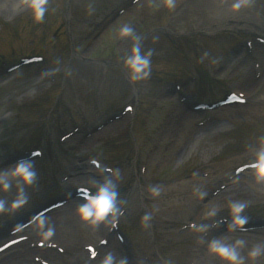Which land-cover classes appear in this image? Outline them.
Returning <instances> with one entry per match:
<instances>
[{"label": "rangeland", "instance_id": "rangeland-1", "mask_svg": "<svg viewBox=\"0 0 264 264\" xmlns=\"http://www.w3.org/2000/svg\"><path fill=\"white\" fill-rule=\"evenodd\" d=\"M14 3L0 0V168L10 166L6 161L18 155L31 157L36 149L42 154L31 159L36 180L25 188L27 204L14 214L5 212L4 218L30 212L34 202L42 198L37 191L49 193L56 183L53 192H57L62 188L57 180L66 169V179L72 180L67 190L84 186L96 192L105 179H112L118 192L117 208L124 213L117 220L130 243L126 236L121 242L114 235L108 243H119L123 251L130 244L126 254L139 264H193L201 232L195 231L186 217L194 207L186 198H191V185L183 184L184 190L177 191L185 202L169 218L161 216L158 204H150L158 196H152L151 189L180 185L194 176L200 179L209 169L220 166L235 172L239 164L254 161L257 151L264 147V98L259 92L250 94L258 84L253 79L255 66L264 69V51L253 48L249 56L243 46L234 50L241 42L250 40L256 45L264 37L250 29L255 23L264 29V0H246L238 11L231 10L232 0H176L174 9L165 7L164 0H49L48 11L39 22L27 10L11 13L9 8ZM123 23L135 29L141 51H151L150 75L140 81H132L124 65L135 41L120 37ZM23 57H36L41 62L21 67L18 60ZM180 77L185 80L181 91L186 89L191 100L199 96L201 101H208L230 88L248 96L246 104L193 116L195 123L214 117L220 119L217 124L227 123L228 129L205 139L204 145L211 152L189 154L197 130L200 132L191 122L193 117L188 120L193 134L190 139L181 138L178 145L168 148L160 136L167 120L181 106L174 92V80ZM210 79L215 83L208 88ZM200 80L208 90L199 95ZM204 91L209 93L204 96ZM258 108L261 113L255 114ZM111 112H117L115 121L120 125L108 131L111 122L106 125L105 119ZM100 123L104 126L96 127ZM121 125L124 132L117 133ZM152 154L163 165L145 170ZM78 164L96 172L91 170L88 178L74 173ZM253 172L246 170L237 177L255 182ZM138 179L148 191L144 203ZM221 183H214L210 195L223 190ZM15 193L13 182L9 191L0 192V198L8 202ZM248 194L249 198L239 200L247 204L244 214H250L256 205L262 211L264 193L248 190ZM73 200L74 206L67 204L71 210L80 205ZM226 209H220L206 224L208 229L218 217L229 214ZM146 214L149 219L145 223L142 217ZM156 220L159 223H153ZM99 230L100 224L75 225L70 234H60L62 243L57 246L61 249L47 247L52 250L50 255L42 253L47 248L35 250L44 259L39 264H101L104 254L93 256L89 249L101 242ZM95 233H99L96 241L92 239ZM28 236L25 248L33 251L29 241L34 240L36 246L38 237ZM22 258L14 262L25 264L26 260L19 262ZM245 264L258 263L248 259Z\"/></svg>", "mask_w": 264, "mask_h": 264}, {"label": "bare ground", "instance_id": "bare-ground-1", "mask_svg": "<svg viewBox=\"0 0 264 264\" xmlns=\"http://www.w3.org/2000/svg\"><path fill=\"white\" fill-rule=\"evenodd\" d=\"M8 7V6H6ZM11 13H14L15 11H13V6H11L9 8ZM242 27V26H240ZM250 29H255L256 31H258V33H260L261 35H264V29L262 27H260L259 25L252 24ZM214 30H211V32ZM214 33V32H213ZM262 38V37H261ZM261 47V46H260ZM249 76L251 77V75L249 74ZM264 76V74H263ZM262 76V77H263ZM259 92V94L261 95L262 98H264V77L260 78L258 80V84L256 85V87L252 90V92L250 93L252 94H257ZM192 108V107H191ZM256 108V107H254ZM255 111V110H254ZM200 112H193V111H189L181 106H179V109L176 108L175 114L173 116H171L169 118V120H167L166 125L164 126V131L163 133H160L161 137H164L167 141V147H173L178 145L180 142V139H190L192 137L193 134H191V129L189 128L190 124L188 122L189 119H192L191 117L193 116H197L196 114H198ZM261 113V111H259V108L256 110L255 114H259ZM115 121L114 119L111 118H107L105 120L106 125H108L109 122H111L107 128L108 131H110L111 129L113 130L114 128H116L117 126H119V123L113 122ZM194 117L193 120H191V122H194ZM188 122V123H187ZM104 124H98L96 127H99ZM197 122L193 123V126L196 127ZM122 126V125H121ZM95 127V126H94ZM104 128V127H103ZM97 129V128H96ZM125 129V126L122 127H118L117 128V133H123ZM228 129V125L227 123L224 124H211V125H206L204 128L200 129L198 132L197 130V137L195 138V142L192 144L191 149L189 150V154L193 153V152H197V151H202V153H206L205 151L208 150L209 147L205 146V139H211L214 136L218 135L219 133L223 132L224 130ZM107 131V132H108ZM195 131V130H194ZM105 132V133H107ZM195 133V132H194ZM97 135V134H96ZM95 136H91L93 139ZM100 136V135H99ZM101 138V136H100ZM179 138V139H178ZM95 139H99L98 137ZM202 149V150H201ZM209 152L212 151V149L208 150ZM170 155V154H169ZM166 156L169 157L170 156ZM173 155V154H171ZM168 160L166 158H164V163H166ZM252 163V162H251ZM249 163V164H251ZM146 165L144 167V169H148V167L151 168H156L158 166L163 165V161L159 159H157L156 155L152 154L151 156H149L148 161H146V163L144 164ZM225 165V164H224ZM244 165V163H243ZM241 166V165H239ZM78 167H80L79 169H77ZM222 166H220V169L216 168V169H209V171L206 173V176H204L203 178L201 177L200 179H196V177L194 176L193 179H190L188 181H185L184 183L179 184H170L167 185V187L158 189V196L155 197L154 199H152L150 202L151 205H159V210H160V214L161 216L164 217H168L169 216H173L174 212H175V208L176 207H182L184 204V202H182L181 199V195L177 194V191H180L181 189H183L184 185L183 184H189L191 185V190L189 191L190 193V197H186L187 199L191 200V204L194 206L192 211L190 212V214L186 217H189L188 220L189 224L195 228L197 225L200 224H209L210 222H212L213 217H209L206 215V213L208 211H210L211 209L215 208L216 209V213L220 212V209L223 208H227L229 207V204L232 201H239L241 197H247L249 198V194H248V190H252L255 193H264V187L261 186V183L259 185H257L256 181L255 182H251V181H246V179L244 177H237L235 176L236 174L234 172H231L230 169H226V168H221ZM233 168H235V166H233ZM67 170V169H66ZM66 170L64 172H62V174L60 175V180L65 181L68 185L69 182L72 181L71 179H65V177H67L66 175H68V170L66 172ZM92 169H86V167H83V165L81 166L80 164H78V166L75 168L74 173H76L77 171L83 174H86V178H88L89 174L92 176ZM70 171V169H69ZM94 172H96V170H92ZM65 172L67 173L66 175ZM93 176H97V175H93ZM140 177V176H139ZM192 180V181H191ZM218 181H222L221 184L225 185L223 190L219 191L215 196L214 194L210 195V193L212 192L211 190L213 189L214 183L218 182ZM139 182V193L141 198L143 199V203L145 201V191L144 188L142 187V185L140 184V181L138 179ZM193 185V187H192ZM243 187L245 188L243 191ZM218 188V187H217ZM247 190V191H246ZM206 193V195H204L202 198L200 197V193ZM153 196V194H152ZM251 198V197H250ZM188 200V202H189ZM80 205L83 204L85 201L81 200L79 201ZM72 206L75 205V203L71 204ZM71 206H65L62 207L60 209L57 210V212L59 214L56 215H52L51 217L48 216L45 218V225L43 229H38L36 225H33V237H38V241L36 242V246L33 245L34 240L29 241L30 242V246H32L33 251L32 250H27L29 248H26L24 251H22L20 249L19 246H15L13 248H11V250H9L6 255H3L0 257V264H4L7 259H17L19 257L20 254H26V256L24 257V260H26L27 262L25 264H39L38 260H44L42 259V256L38 253H36L37 250H39L40 247H38V245H43L42 248H47V247H56L57 244L62 243V240L60 239L59 236H61V233H67L70 234V231L73 229V227H75V225L81 224V223H86L89 224L87 222L82 221L77 212L76 209L75 210H71ZM217 215V214H216ZM215 215V216H216ZM56 216V217H55ZM121 217H123L122 214H118L117 219H120ZM160 217V216H159ZM161 218V217H160ZM230 218V217H229ZM216 219V218H215ZM214 219V220H215ZM231 219V218H230ZM218 221V220H217ZM104 222V225H103ZM100 224V230L102 232V237L100 236V238L102 239H106L109 238L110 234L113 230L112 225L109 226V224L107 223V221H103ZM155 222V224L159 223L158 220L153 221V223ZM10 223V222H9ZM108 224V226H107ZM165 224V223H164ZM164 224H160L161 226H164ZM153 226V224H152ZM219 227V224L217 226H215V228ZM48 228H52L53 229V234L48 237L47 239H45L43 232L46 231ZM216 231V230H215ZM114 233V232H112ZM62 234V235H63ZM99 233H95L94 236L92 237V239L94 241L97 240V235ZM180 235V234H179ZM213 232L210 231V229H208L205 232H202L199 235V238H197L196 241V246H195V253H194V260H193V264H227L226 261L221 260L220 258L216 257L215 255L209 254L208 250H207V244L209 241H211L212 239H214ZM99 237V236H98ZM106 237V238H104ZM99 239V238H98ZM236 239H242L245 241V244L238 249L239 253L245 257V263L248 261V257H247V253L248 251L255 245L260 244V245H264V231H252V232H243V233H236L233 235H229L228 237H225V239H223L222 241L224 243L227 244H232ZM114 244L110 243L108 244L107 247H102L97 244L96 246V252L99 251L101 254H106L107 252H112L114 254V256H116L117 258L120 257H126L123 254H118L116 252V250L118 251L119 245H117L115 242H113ZM37 249H34V248ZM36 250V251H35ZM52 250L47 249H43L42 253L43 254H47V253H52ZM54 252V251H53ZM50 253L48 255H50ZM116 253V254H115ZM27 257V258H26ZM32 257V258H31ZM37 259V260H36ZM21 260V259H20ZM19 260V261H20ZM23 260V261H24ZM255 261H264V255H261L260 257L256 258ZM128 264H139V262H132L130 263L128 261Z\"/></svg>", "mask_w": 264, "mask_h": 264}, {"label": "clouds", "instance_id": "clouds-1", "mask_svg": "<svg viewBox=\"0 0 264 264\" xmlns=\"http://www.w3.org/2000/svg\"><path fill=\"white\" fill-rule=\"evenodd\" d=\"M246 0H232L230 8L232 11H238L245 6ZM164 6L168 9L176 7V0H164ZM49 8V0H15L13 11L27 10L30 12L32 19L39 22L44 19L45 13ZM119 35L121 38H132L133 44L130 52L124 59V65L129 73L132 81H140L147 78L151 72V51L142 52L139 45V37L135 35V29L129 23H123L119 27ZM254 176L257 183L264 182V147H261L252 162ZM118 174V173H115ZM36 180V171L34 170V162L31 159H20L15 161L7 168H0V192H7L13 187L15 182L16 193L15 198L6 202L0 198V215L5 212L14 214L18 209L22 208L28 202V196L25 188L31 186ZM153 195H157V189H151ZM202 198L206 193L201 192ZM118 192L116 185L112 179H105L97 188L95 194L85 193L84 203L79 205L76 212L79 218L91 225H97L106 218L110 219L113 228L116 227L119 210L117 208ZM247 204L242 201H232L229 204L230 222L229 230L245 229L248 217L244 214ZM207 216L216 215V209L213 208L206 213ZM149 216L146 214L142 220L146 223ZM38 229H43L45 219L37 217L33 221ZM21 226L17 225L15 230H20ZM207 225L200 224L195 227L197 232H205ZM53 234V229L48 228L43 232L45 239ZM245 244L242 239H236L232 244L224 243L221 239L211 240L207 244L209 254L215 255L227 264H245V257L242 256L238 249ZM264 255V245L257 244L253 246L247 253V257L251 261ZM101 264H128L127 257L117 258L112 252H107L101 260Z\"/></svg>", "mask_w": 264, "mask_h": 264}]
</instances>
